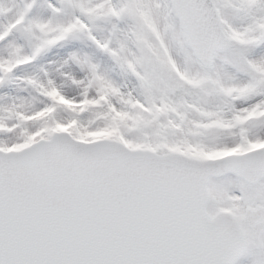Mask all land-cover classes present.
<instances>
[{"label":"snow or ice","instance_id":"snow-or-ice-1","mask_svg":"<svg viewBox=\"0 0 264 264\" xmlns=\"http://www.w3.org/2000/svg\"><path fill=\"white\" fill-rule=\"evenodd\" d=\"M0 264H264V0H0Z\"/></svg>","mask_w":264,"mask_h":264}]
</instances>
